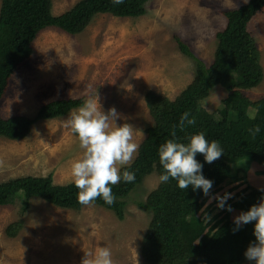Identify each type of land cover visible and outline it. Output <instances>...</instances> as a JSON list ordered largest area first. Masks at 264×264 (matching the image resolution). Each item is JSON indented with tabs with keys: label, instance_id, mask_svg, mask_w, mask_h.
I'll use <instances>...</instances> for the list:
<instances>
[{
	"label": "rangeland",
	"instance_id": "1",
	"mask_svg": "<svg viewBox=\"0 0 264 264\" xmlns=\"http://www.w3.org/2000/svg\"><path fill=\"white\" fill-rule=\"evenodd\" d=\"M79 1L52 0L54 15H62ZM247 3L150 0L147 13L139 18L99 14L77 35L49 27L33 42V56L13 75L0 101V115L34 117L42 106L56 99L86 100L98 94L105 112L115 107L120 113L118 125L127 122L134 126L135 140L141 147L147 129L155 123L148 95L155 92L174 101L195 79L196 63L181 50L178 39L212 64L219 45L217 35L227 27L225 13ZM1 7L2 0L0 12ZM249 30L257 41L264 70V8L252 18ZM243 93L254 102L263 99L264 79ZM228 95L226 88L218 85L198 97L201 105L212 111ZM70 113L36 122L22 140L0 138V182L51 176L56 185L72 183L71 164L83 150L78 137L64 126ZM261 171L264 167L252 163L246 183L230 194L228 199L247 189V196L232 212L234 221L264 202ZM159 176L157 172L146 176L125 198L122 219L96 204L76 211L31 198L27 207L21 198L12 196L6 205H0V264H81L85 252L105 246L111 249L113 264H149L143 258L142 244L152 212L139 203L147 201L159 187ZM231 186L223 184L206 206ZM254 225H242L248 245L255 242Z\"/></svg>",
	"mask_w": 264,
	"mask_h": 264
},
{
	"label": "trees",
	"instance_id": "2",
	"mask_svg": "<svg viewBox=\"0 0 264 264\" xmlns=\"http://www.w3.org/2000/svg\"><path fill=\"white\" fill-rule=\"evenodd\" d=\"M149 1L124 0L122 5H114L112 0H80L62 15H54L52 0H2L0 101L8 92L13 75L33 56V42L40 32L55 27L77 35L97 15L106 13L139 18L147 13ZM263 8L264 0H250L225 13L227 27L217 35L219 45L210 65L178 39L181 50L196 63L195 79L174 101L155 92L148 95V106L155 123L147 129L148 136L134 162L121 169V174L125 170L134 172L135 181L126 183L121 180L112 186L115 203L109 205L102 198L93 202L122 219L125 198L146 176L153 172L164 173L159 163V148L173 139V125L177 126L178 142L188 144L190 137L200 132L209 142H219L224 155L213 163H207L202 154L196 156L203 164L205 178L213 181L208 195L202 189L193 190L191 186L181 189L178 182L170 178L151 192L147 201L139 203L143 209L152 212L142 244L143 258L149 264H255L244 255L249 245L243 227L236 230L232 219V212L247 196V189H241L227 199L223 208L216 205L220 202L217 198L214 203L206 204L225 183L234 187L231 186L220 197L242 187L252 163L264 167V98L254 102L243 93V90L259 86L264 79L259 47L249 30L250 21ZM218 85L225 87L229 95L216 110L211 111L201 105L198 95ZM84 101L82 98L56 99L42 106L34 117L18 115L4 118L0 115V138L22 140L30 134L36 122L67 115ZM189 111V118L195 117L196 123L180 131V118ZM256 125H260L261 132L253 138L248 130ZM77 193L73 182L56 185L51 176L23 177L0 182V205H6L12 196H18L27 207L29 199L41 198L50 205L80 211L84 205L78 202ZM229 206L232 211H228Z\"/></svg>",
	"mask_w": 264,
	"mask_h": 264
},
{
	"label": "clouds",
	"instance_id": "3",
	"mask_svg": "<svg viewBox=\"0 0 264 264\" xmlns=\"http://www.w3.org/2000/svg\"><path fill=\"white\" fill-rule=\"evenodd\" d=\"M245 3L248 0H244ZM114 5H122L124 0H112ZM191 112L182 114L179 129L183 131L186 126L195 125V117L189 118ZM121 118L115 107L107 112L102 109L99 96H90L75 111H72L64 121V126L70 128L78 137L82 155L72 162L71 174L74 186L78 189L77 200L81 205L89 206L98 198L111 205L116 197L112 186L123 180L126 183L135 181V173L123 171L121 168L130 166L136 158L140 144L135 140L134 126L125 122L117 124ZM176 125H173L171 136L159 148V163L164 173L159 176L161 183L175 179L178 187L193 190L202 189L208 195L213 187V181L205 178L197 154H202L207 163H213L224 155L218 141L209 142L203 132L190 137L188 144L178 142L176 139ZM249 133L255 138L260 132V125L250 128ZM230 194L217 197L219 207L223 208ZM228 211H232L231 206ZM237 229L240 226L255 222V242L249 244L244 255L255 264H264V202L253 205L248 211L242 212L235 218ZM81 264H113L112 252L108 247L97 248L94 252H85Z\"/></svg>",
	"mask_w": 264,
	"mask_h": 264
}]
</instances>
